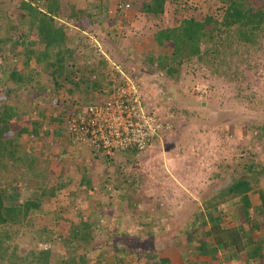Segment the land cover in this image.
<instances>
[{
  "label": "rangeland",
  "instance_id": "obj_1",
  "mask_svg": "<svg viewBox=\"0 0 264 264\" xmlns=\"http://www.w3.org/2000/svg\"><path fill=\"white\" fill-rule=\"evenodd\" d=\"M29 1L51 14L48 4L56 0H0V112L6 108L9 114L10 129L5 136L13 139L19 152L27 155L30 151L39 163L49 157L59 159L56 165L46 159L48 162L41 166L52 172L56 169L54 176L61 183L67 180L60 170L83 159L75 151L80 145L63 126V117L89 100L76 99L74 92H69L64 72H51L43 61L28 59L29 47L21 42L38 39L28 9L21 6ZM118 1L103 4L119 28L105 24L103 16L95 17L97 6L76 3L79 7L75 8L71 0H57L60 8L53 16L55 25L63 26L66 32L68 42L63 46L70 50L69 58H73L70 48L79 49L86 61L93 54V40L76 36V29L90 25V36L95 33L99 39L105 38L106 51L139 76L146 99L159 117L170 120L173 126L142 154L121 151L103 155L105 175L97 187L106 192L111 184L116 188L113 197L110 192L96 199L89 194L86 200L94 202L85 208L79 204L83 197L77 200L67 192H58V199L49 198V206L54 208L57 202L58 208L46 206L36 217L33 213L23 222L2 225L0 233L10 232L12 238L5 257L0 255V264H264V257L250 259L246 249L236 254L234 246L219 247L215 256L197 250L201 240L208 239L205 232L213 225L211 214L221 216L219 221L224 226L242 224L240 234L244 238L252 221L258 220L261 228L251 232L252 237L264 241V214L258 215L264 211V33L252 43L217 32L202 42L201 52L182 58L173 77L157 69L159 60L173 51L172 41L159 42V30L179 25L186 17L201 20L211 15L222 20L229 0H165L160 14L142 10L144 2L151 0H134L126 12L117 10ZM252 1L256 7L264 5V0ZM82 7L83 15L77 12ZM103 31H108L105 36ZM12 72L20 81L11 78ZM66 74L70 80L76 79L75 71L70 69ZM88 81L96 80L81 82ZM33 118L36 122L32 126L43 145L39 149L33 147L32 140L37 138L32 134L20 138V122ZM68 143L73 151H66ZM2 160L10 169L1 172V185L4 177L19 183L24 163L5 157ZM252 163L256 170L248 169ZM241 178L251 179L252 189L244 194L223 193ZM88 185L93 186L91 182ZM106 205L115 212L111 217L103 212ZM82 221L90 223L91 235L72 239L73 223L81 228ZM40 222L50 227L45 224L42 232L37 228ZM46 242L53 244L49 250L42 246ZM45 250L50 254L48 261Z\"/></svg>",
  "mask_w": 264,
  "mask_h": 264
},
{
  "label": "trees",
  "instance_id": "obj_2",
  "mask_svg": "<svg viewBox=\"0 0 264 264\" xmlns=\"http://www.w3.org/2000/svg\"><path fill=\"white\" fill-rule=\"evenodd\" d=\"M164 5L165 0H151L150 2H144L141 8L147 13L160 14L164 11ZM21 6L22 8L28 9L32 19L31 26L38 29V39L30 38L29 41L24 39L21 42L23 46L26 45V47H29L28 59L35 57L37 61H43L51 72L54 70L53 72L57 74L63 73L66 65L64 59L65 52L68 51V49H65V46H63V43H65L67 37L63 26L59 27L55 25V18L53 16L57 14L60 3L57 2V0L51 4L49 2L48 11L51 12V14L33 6L30 1L23 2ZM217 32L233 34L239 40L255 43L260 35L264 33V5L256 7L252 0H229L222 20L215 19L211 15H206V17L201 20L195 17H186L182 19L179 25L160 29L157 34L159 42H164V40L172 41L173 51L170 56L166 55L165 60L164 58L159 60L157 68L160 70L164 69L168 75L174 77L176 72L179 71L177 65L182 63V58L201 52L202 42L207 38H213ZM24 37L27 36L24 35ZM66 71L68 73L69 70L66 69ZM11 78L20 81V77H18L16 72H12ZM14 108L15 111H17L15 106ZM16 113H18V111ZM8 117L9 114L6 108L2 109L0 112V178L3 170L7 172L10 169V164L4 162L2 157H5L7 160L10 158L16 161L21 160L24 163L23 167L26 172L34 169L38 174L46 173L47 168L41 166L38 160L29 153V150L27 155L19 152V148L13 145V139L5 136V131L10 129ZM37 167H41L42 170ZM256 167V164L252 163L248 166V169L256 170ZM63 185L64 182L59 183V188ZM250 189H252V180L249 178H241L231 183L228 189L223 193L226 194L227 192L238 191L244 194ZM54 194L55 192H49L47 189H44L43 192H37L32 199L25 200L24 202L12 201L11 203H7L4 197V187L0 183V227L9 223L24 221L27 216L33 213L36 217L38 213L44 212V197ZM261 197L264 204V190H261ZM240 201L242 202L244 211L249 213L245 202L241 199ZM259 214H264V211L259 212L258 215ZM220 219L221 216L211 214L213 225H209L210 228L205 232V234L208 235V239L201 240V243L197 247L199 254H210L215 256L218 253L219 247L227 248L234 246L236 254L246 249L250 259L264 257V241L262 239L253 238L251 233L261 228L258 220L252 221L250 229L248 232H245L248 237L244 238L240 234V231L242 232L244 229L242 224L228 227L221 225ZM45 224L46 222H40L37 228L43 232L44 229H46L47 224ZM73 225L70 234L72 239H87V236L91 235L88 234L91 230L90 223L82 221L81 228H79L76 223H73ZM11 238L10 232L7 234L0 233V255L3 258L11 245ZM14 247L16 248V246ZM48 250L44 252L47 261L50 256Z\"/></svg>",
  "mask_w": 264,
  "mask_h": 264
},
{
  "label": "built area",
  "instance_id": "obj_3",
  "mask_svg": "<svg viewBox=\"0 0 264 264\" xmlns=\"http://www.w3.org/2000/svg\"><path fill=\"white\" fill-rule=\"evenodd\" d=\"M133 2L119 0L117 10L126 12L132 8ZM92 37L93 54L86 63L99 65L101 60L106 61L103 72L106 84L100 88L105 95L98 101L77 105L67 111L63 117L64 126L77 144L97 153L129 151L142 154L157 136L171 129L173 123L159 117L152 103L146 99L139 76L115 60L100 39L95 35ZM82 74L77 72L76 78L81 79ZM91 78L98 80V74L92 73ZM107 187L114 195L116 188L111 184ZM42 246L50 249L53 244L46 242Z\"/></svg>",
  "mask_w": 264,
  "mask_h": 264
},
{
  "label": "crops",
  "instance_id": "obj_4",
  "mask_svg": "<svg viewBox=\"0 0 264 264\" xmlns=\"http://www.w3.org/2000/svg\"><path fill=\"white\" fill-rule=\"evenodd\" d=\"M106 1L107 0H71V3H74V5H72L73 7L75 5L77 6L76 3H85V4H88V5L93 6V7L97 6V8L95 9V13H96V11H98L97 12L98 14H95V17H102L103 16L105 19H107V22L105 21L106 23L103 22V24L104 23L108 24V26L114 25V27L116 26L117 28H119V22L113 21V19L110 18L107 13H105V11H106L105 9L107 8V6H105L106 4H103V2H106ZM103 6H105L104 9H103ZM78 7L79 6H77L75 8H78ZM82 9H83V7L77 11L78 14L83 15L85 13V12H83ZM98 9H100L102 12H100ZM101 13H104V14H101ZM130 15H133V14H130ZM111 17H113V16H111ZM111 19H112V21H111ZM99 20H102V19H99ZM68 24H70V22H68ZM88 26H89V28H85V27L84 28H82V27L77 28L76 29V36H79L80 38H86L87 37L90 40L92 38V40H93V37L90 36L91 33L89 31L91 29L90 25H88ZM74 28H76V27H74ZM107 32L108 31H103L104 36L106 35ZM93 34L96 36L95 33H93ZM104 39L105 38L103 37V40H101V39L100 40L103 42V44L105 46ZM83 40H85V39H83ZM66 41L68 42V39H66ZM68 44L69 43H67V45ZM65 49H66V47H65ZM70 49H71V53L73 54V58L72 57L69 58V51L70 50L65 52V57H64L65 63L67 64L64 67V69H65V71H64V73H65L64 74L65 75V78H64L65 86H69V88H70L69 92L70 93L74 92L73 95L76 99L78 98V99L83 100V101L89 100V102L91 99H94L91 101H98V100L102 99L104 97L105 93H103L100 88L103 86V84H106L104 82L105 76H104L103 72H104L107 64L106 63L104 64L103 63L104 60L103 61L101 60L102 62L100 61V63H102V65L101 64H99V65L98 64L88 65L86 63L88 61V59L86 61L83 60L84 56L80 54L79 49H77L76 51L73 48H70ZM67 60H69V61H67ZM76 60H77V62H76ZM85 68L91 69L93 73H97L98 74V80H96L95 82H91V81L81 82L86 78L88 80H91V73H92L91 70H90V72H85V73L81 72ZM66 69L67 70L71 69L73 72L75 71V74H74L75 76H76L77 72H80L81 74L84 73V74H82L81 79L76 80L77 79L76 78L75 80L72 81L67 76ZM78 81H80V82H78ZM71 83L73 85H75V88L72 87ZM69 94H68V92L66 93V95H69ZM56 96H57V94H56ZM58 97H62V96L59 95ZM35 119H36V117H35ZM37 120L40 122V124L42 123V119L38 118ZM34 122H36V120H34V118L33 119H24L20 122V132H22V134L20 135V138H21V136L24 138V136L32 134V137L37 138V140H32L33 141V147L35 149H39L43 145H41V137H39L37 132H35L36 130L32 126V124ZM43 127L45 128L46 126H43ZM25 133H29V134H25ZM41 135H42V133H41ZM23 145L25 146V143ZM65 146L67 147V150H66L67 152H70V150L73 151V148H72V146L70 147L69 143L66 144ZM75 148H76L75 151L77 153L82 154L83 159H81V160L79 158L77 159L76 162H78V165L73 166L76 168H73L71 165H70L71 168H68V166H69L68 165L66 168H64V171L60 170V175H62L65 178V180H67L66 182L64 181V185L62 187L59 188V182L57 180L58 177L54 176L57 173L56 169H55V171L52 172V171H49V168H48V169H46V173L38 174L34 171V169L26 172L25 168H23V169L21 168L20 169V181H19L20 184L18 182H14V179H12L11 177H9V178L4 177L3 181L5 183L2 184V186L4 187L5 201L7 203H11L12 201L13 202H16V201L24 202L25 200L34 198L35 194L37 192H43L44 189H47L49 192H55V194L54 195H46L44 197L43 207L47 206L53 210L58 208L59 205L57 204V202L53 203L54 208H52L51 205L49 206V201H50L49 198H51V200H53L54 198L58 199V197H57L58 192H67L68 194H70L71 197L75 196V198L77 200H79V198L83 197L80 199V203L79 202L78 203L81 205V207L89 208L91 203L94 201L91 200L92 201L91 202L90 198L88 200H86V197H89L87 195L90 194L91 197H94V199H96L97 197H102V196L104 197L105 195L106 196L109 195L110 190L108 189V187L105 188L106 192H101L100 187H97V183L100 182V179H103V177L105 175V172L103 171L104 170L103 169V166H104L103 155H107L106 152L105 153H97L93 149L87 148L84 146L83 147L82 146H76ZM37 154H38V152H37ZM84 155H85V157H84ZM46 159L48 161H50V163L52 161L53 164H55V165L57 163L59 164V162H60L59 159L56 160L54 158V160H51L53 158L49 157V158H45L44 160L41 159L40 165L43 162L47 163L48 161ZM97 162L99 164H97ZM37 168H40V170H42L41 167H37ZM4 172H6V171H4ZM50 172L54 173V174L48 175ZM89 182H91L93 186H89L88 185ZM115 195L117 196V194H115ZM113 196L114 195H112V197ZM67 202H63V203H67ZM93 205L94 204H92V206ZM111 209L112 208L107 207V205L104 206L103 212L106 214L105 216L111 217L110 215L115 214L114 210H111ZM103 220L105 221V219H103ZM47 227H50V226H48V224H47Z\"/></svg>",
  "mask_w": 264,
  "mask_h": 264
},
{
  "label": "clouds",
  "instance_id": "obj_5",
  "mask_svg": "<svg viewBox=\"0 0 264 264\" xmlns=\"http://www.w3.org/2000/svg\"><path fill=\"white\" fill-rule=\"evenodd\" d=\"M64 121V120H63Z\"/></svg>",
  "mask_w": 264,
  "mask_h": 264
}]
</instances>
